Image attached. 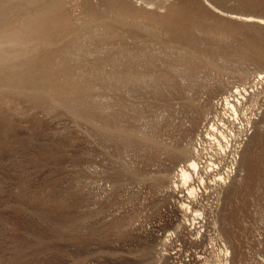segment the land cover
Returning a JSON list of instances; mask_svg holds the SVG:
<instances>
[{
	"label": "rangeland",
	"instance_id": "rangeland-1",
	"mask_svg": "<svg viewBox=\"0 0 264 264\" xmlns=\"http://www.w3.org/2000/svg\"><path fill=\"white\" fill-rule=\"evenodd\" d=\"M0 264H264V0H0Z\"/></svg>",
	"mask_w": 264,
	"mask_h": 264
},
{
	"label": "bare ground",
	"instance_id": "bare-ground-1",
	"mask_svg": "<svg viewBox=\"0 0 264 264\" xmlns=\"http://www.w3.org/2000/svg\"><path fill=\"white\" fill-rule=\"evenodd\" d=\"M195 166H196V165H195ZM193 172L196 173V169H194ZM189 176H190V175H189ZM195 177H196V175H195ZM188 178H189V177H188ZM195 181L198 182V178H195ZM200 183H201V181H200Z\"/></svg>",
	"mask_w": 264,
	"mask_h": 264
}]
</instances>
